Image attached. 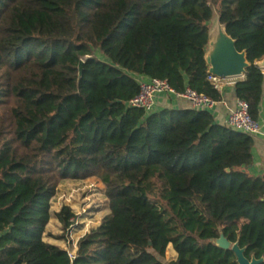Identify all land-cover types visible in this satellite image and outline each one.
<instances>
[{
	"label": "trees",
	"instance_id": "1",
	"mask_svg": "<svg viewBox=\"0 0 264 264\" xmlns=\"http://www.w3.org/2000/svg\"><path fill=\"white\" fill-rule=\"evenodd\" d=\"M214 9L246 53L234 90L259 119L264 0H0V264H165L169 246V264H238L220 233L264 264L253 136L211 110L128 105L153 77L222 100L206 59ZM90 176L109 212L71 260L44 238L52 200ZM56 217L64 239L76 215Z\"/></svg>",
	"mask_w": 264,
	"mask_h": 264
},
{
	"label": "built area",
	"instance_id": "2",
	"mask_svg": "<svg viewBox=\"0 0 264 264\" xmlns=\"http://www.w3.org/2000/svg\"><path fill=\"white\" fill-rule=\"evenodd\" d=\"M243 77L244 76H241L239 78ZM208 79L213 83L214 87L219 90L222 88L223 84L235 82V78L219 77L210 72ZM160 93L186 100L192 108L198 110H213L215 105L219 102L189 86L182 91H177L166 78L153 77L144 78L139 81V91L130 99L128 105L130 107L141 108L146 113L153 112L155 111L156 97ZM227 126L238 132L247 133L252 136L259 134L262 129L261 121L251 116L248 102L239 98L236 99L235 107L228 114ZM86 212L87 210L85 208H83L81 213L74 211L76 217L71 219L72 223L64 238V248L67 250L71 260L76 257L77 243L81 237L78 236L77 232L81 226L82 216L85 217Z\"/></svg>",
	"mask_w": 264,
	"mask_h": 264
},
{
	"label": "rangeland",
	"instance_id": "3",
	"mask_svg": "<svg viewBox=\"0 0 264 264\" xmlns=\"http://www.w3.org/2000/svg\"><path fill=\"white\" fill-rule=\"evenodd\" d=\"M221 29L224 30L223 26L219 22L217 11L214 9L213 18L210 21V39L213 40L216 38V40H218L219 31ZM211 49L212 46L209 44L207 51H210ZM237 79L239 78H235V80ZM56 202H59L58 207L68 205L71 206L77 213H81L83 208L87 210L85 213L86 216H82L81 226L77 232L78 236H82L90 229L97 227L103 216L109 212L108 200L104 195V186L96 176L79 179H65L58 186V193L52 200L51 210L54 208L53 206L57 207V205L54 204ZM61 236H63L62 225L53 213L52 219L46 227V240H49V237L51 240L55 237L62 238ZM62 240L64 243V239ZM175 254L176 253L173 248L169 246L165 257L161 258V260L165 264H169Z\"/></svg>",
	"mask_w": 264,
	"mask_h": 264
},
{
	"label": "water",
	"instance_id": "4",
	"mask_svg": "<svg viewBox=\"0 0 264 264\" xmlns=\"http://www.w3.org/2000/svg\"><path fill=\"white\" fill-rule=\"evenodd\" d=\"M223 29L219 31L218 40L214 38L213 40L210 39L209 42L212 46V49L206 53L209 72L219 77L239 78L244 76L249 62L245 51H238L234 39L227 34L224 26ZM83 62L81 61L80 63L79 78L82 76ZM256 64L264 69V57L256 62ZM213 241L223 249H232L236 255L238 264H259L261 262V259H256L255 257L248 259L245 256V248H241L237 242L233 244L224 233H220V236Z\"/></svg>",
	"mask_w": 264,
	"mask_h": 264
},
{
	"label": "crops",
	"instance_id": "5",
	"mask_svg": "<svg viewBox=\"0 0 264 264\" xmlns=\"http://www.w3.org/2000/svg\"><path fill=\"white\" fill-rule=\"evenodd\" d=\"M220 92L222 94V100H220L215 105V107L213 108V110H211V112L214 115L216 123L221 125H227L228 114L235 107V102L237 99L234 90V83L223 84L222 88L220 89ZM162 108L183 109V108H192V107L186 100L179 99L176 98L175 96H171L165 93H160L156 97L155 110H160ZM260 111L261 113L259 120L262 123V129L259 134L253 135V139H254V146L252 149L253 164L249 167V172L256 176L264 174V100L261 103ZM54 204H56L57 207L53 206L54 208H52L51 214L54 213V215L56 216V213L61 209V206L58 207L59 202H56ZM51 219H52V215H51ZM62 239L63 238L55 237L53 240H51V238L49 237V240L47 241L50 243L58 244L59 246L64 248V243L62 242L63 241Z\"/></svg>",
	"mask_w": 264,
	"mask_h": 264
}]
</instances>
